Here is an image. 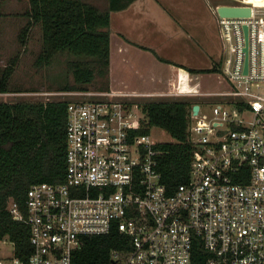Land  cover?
Masks as SVG:
<instances>
[{"label":"built area","instance_id":"built-area-1","mask_svg":"<svg viewBox=\"0 0 264 264\" xmlns=\"http://www.w3.org/2000/svg\"><path fill=\"white\" fill-rule=\"evenodd\" d=\"M250 4L249 14H218L220 87L182 88L180 78L156 92L64 90L74 94L66 103L64 177L30 182L24 209L9 201L27 225L29 249L21 255L0 236L11 244L0 264H74L84 234L112 226L128 240L107 260L87 264H189L195 241L209 251L206 264H264V2ZM141 93L201 96L188 114L189 175L172 190L156 165V142L164 139L138 130L142 114L134 107H141L130 94Z\"/></svg>","mask_w":264,"mask_h":264},{"label":"trees","instance_id":"trees-1","mask_svg":"<svg viewBox=\"0 0 264 264\" xmlns=\"http://www.w3.org/2000/svg\"><path fill=\"white\" fill-rule=\"evenodd\" d=\"M131 0H28L27 21L19 29L25 40L28 26L38 22L41 45L37 63L48 62L56 50H67L75 56L67 65L74 82L66 88H85L92 77L105 74L109 65L111 39L110 10L127 5ZM15 55L0 71V88L10 89L7 81ZM219 61L207 68L184 65L190 71L215 70ZM68 98L0 99V236L13 239L15 251L29 249L28 228L16 217L8 203L15 200L24 209L27 186L34 180H61L65 173L66 103ZM193 99L172 95L139 100L142 125L147 131L160 125L170 139L156 142L161 149L156 165L168 190L188 178L193 144L188 136L187 121ZM128 237L117 227L107 232L84 234L82 244L72 251L74 264L107 260L112 247L120 246ZM209 251L195 241L189 264H206ZM226 264V263H223Z\"/></svg>","mask_w":264,"mask_h":264},{"label":"rangeland","instance_id":"rangeland-1","mask_svg":"<svg viewBox=\"0 0 264 264\" xmlns=\"http://www.w3.org/2000/svg\"><path fill=\"white\" fill-rule=\"evenodd\" d=\"M208 1L213 0H136L135 3L140 10H144L143 12L146 13L149 12L151 14L150 17L157 21L159 27L156 29V31L158 33L170 34L173 42L178 44V46H180V40L182 36L183 39L187 40L188 44L191 42L190 44L192 46L195 45L202 55L194 56L192 58L190 57L189 59L194 60V63L200 65L206 63L204 62L205 56L207 58L209 57L211 63L220 59L223 52V46L219 35L215 36L214 34V38L211 37L214 44V53L208 54L204 50L202 40L196 35V32L192 30L188 31L186 28H182L183 30H176L177 26L171 25L172 20H170L171 16L167 8L170 9V6L174 5L183 7L195 6L200 10V13L203 16H209L208 12L204 8L205 2ZM23 2L24 0H19L18 6H22ZM27 17L28 16L25 15H7L6 12L0 14V71L3 65L9 61L12 55L16 56L12 72L9 75L7 81V85L10 88L8 90H10V92L0 94V99H47L57 97L72 98L74 96L73 93L64 91L65 89L72 88H66L63 85L74 82L73 73L67 65V60L68 58L75 55L65 49L56 50L48 62L37 63L35 58L41 45L40 24L38 22L33 23L29 32L25 36L24 42H22L19 37V29L21 25L25 23ZM111 26L115 27L113 20ZM170 27H173L172 30L169 29ZM209 27L211 28V26ZM213 30L215 29L212 28L210 30V36H212ZM112 33L113 32L111 31V34ZM196 44L202 49L196 46ZM126 45L137 47L132 43H128ZM195 47L193 49H196ZM172 51L177 50L172 49ZM173 54L180 57V59L183 58L188 60L184 47ZM111 62L118 65V68L121 70L119 74L118 70L112 71L111 69V79L115 86L125 88H137L143 87V85L149 86L145 83L146 80L149 81V78L144 80L140 78L139 74L141 73H139L137 64H135L133 60L129 58H127V60L121 59L119 52H116V48H114V53L111 56ZM123 66L126 68L125 71H123ZM191 72L197 73L196 77L194 76V73H191L193 75V78L190 79L191 84L194 83L195 86L200 89H213L223 85V82L218 79L215 70ZM158 81L159 80H157V82ZM85 83L87 88H106L110 85L108 75L98 73H96L91 80ZM160 87H164L163 89L173 88L169 87L167 82L162 84ZM261 88H263V86H261ZM172 95L175 94H130V98L141 100L151 97H171ZM180 95L181 97H186L189 99H199L201 97L195 93H183ZM134 110L137 113L142 114V110L139 107H134ZM206 110L210 111L211 106L207 107ZM151 132L153 137L156 139H170L171 137L163 127L157 124H153L151 126ZM0 252H11L10 242L0 240Z\"/></svg>","mask_w":264,"mask_h":264},{"label":"crops","instance_id":"crops-1","mask_svg":"<svg viewBox=\"0 0 264 264\" xmlns=\"http://www.w3.org/2000/svg\"><path fill=\"white\" fill-rule=\"evenodd\" d=\"M23 1V0H21ZM136 0H131L127 5L110 10V28L113 32L111 34L110 39V47H109V65L108 70L105 73L109 77L110 87H118L115 86L111 79V69L112 71L118 70L120 74V68L118 65L111 62V56L114 53V48H116V52H119V56L123 60H127V58L132 59L135 64H137L139 68V76L142 80L149 78V81H145L149 86L143 87H130L143 92H156L159 90L162 84L167 82L169 87H174L177 80L181 78V80H185L186 72H189L188 69L184 65L207 68L212 66L215 62H210L209 57L205 56L204 62L205 64H196L195 61L189 59L190 57L200 56L201 52L194 46H192L187 40L183 39V36L180 40V46L173 42V39L170 34L166 33H158L156 29L159 27L157 21L150 17L151 14L148 12H143L144 10H140L135 3ZM219 2H231V3H253L260 4L264 2V0H213L205 2V10L208 12L209 16H203L200 13V10L195 6L193 7H183V6H170V9L167 10L170 13V20H172L173 26H177L176 30H183L182 28L188 29V31L192 30L196 32L197 36H199L202 40V44L204 50L208 54L214 53V44L212 42V38L219 35L223 52L221 54L219 64L224 54V40L221 34V30L218 23V12L216 11V5ZM23 5H19V0H0V14L6 12L7 15H25L26 8L28 6V0H24ZM27 4V5H26ZM174 4V3H173ZM4 8V10H3ZM114 15V16H113ZM147 16V17H146ZM113 17V18H112ZM28 19V17H27ZM26 19V21H27ZM115 23V27L111 26V23ZM25 21V22H26ZM217 22V24H216ZM33 23L31 22L28 26L27 33L32 27ZM211 26V28L209 27ZM173 27L169 29L172 30ZM215 29L212 31L211 29ZM164 29V27H163ZM210 32V33H209ZM132 43L135 46H128L126 44ZM192 46V47H191ZM196 46H198L196 44ZM184 47L185 53L187 54L186 59H180L177 55L173 53ZM196 49H193V48ZM199 47V46H198ZM200 48V47H199ZM172 49L177 51H172ZM202 49V48H200ZM191 55V56H190ZM192 62V63H191ZM218 64V65H219ZM114 66V67H113ZM118 68V69H117ZM126 68L123 66V71ZM195 71V70H194ZM203 71V70H196ZM210 71V70H207ZM11 74V73H10ZM124 74V73H123ZM157 80H159L157 82ZM195 84H191V81L186 82V86H190ZM164 88V87H163ZM145 94V93H141ZM193 100H196L194 98ZM151 129V128H150Z\"/></svg>","mask_w":264,"mask_h":264},{"label":"water","instance_id":"water-1","mask_svg":"<svg viewBox=\"0 0 264 264\" xmlns=\"http://www.w3.org/2000/svg\"><path fill=\"white\" fill-rule=\"evenodd\" d=\"M216 11L219 14H230V15H239V14H249L251 11L250 3H231V2H219L216 5ZM244 29L246 32V24H244ZM246 49V45L244 46ZM247 58L244 59V69H246ZM198 107V102L194 101L192 103V109L196 111Z\"/></svg>","mask_w":264,"mask_h":264},{"label":"bare ground","instance_id":"bare-ground-1","mask_svg":"<svg viewBox=\"0 0 264 264\" xmlns=\"http://www.w3.org/2000/svg\"><path fill=\"white\" fill-rule=\"evenodd\" d=\"M180 86H182V88H185L186 86V82L184 80H181L180 81Z\"/></svg>","mask_w":264,"mask_h":264}]
</instances>
